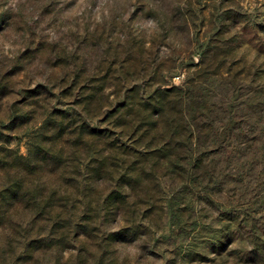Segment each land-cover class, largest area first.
<instances>
[{"label":"rangeland","instance_id":"374dc122","mask_svg":"<svg viewBox=\"0 0 264 264\" xmlns=\"http://www.w3.org/2000/svg\"><path fill=\"white\" fill-rule=\"evenodd\" d=\"M235 2L197 0L200 7L178 12L176 30L154 41L151 52L139 38L127 48L114 43V24L77 44L71 55L72 41L33 34L32 49L10 67L0 64V193L27 204L8 211L16 224L4 229L19 239L7 238L0 264H34L38 252L77 248L78 264H117L120 251L130 254L144 237L138 264L168 256L166 264H264V217L255 218L264 202L239 211L225 205L224 187L218 188L238 163L234 144L243 117L264 112V62H248L253 51L257 61L264 58V22L228 7ZM149 18L142 3L129 22L143 28ZM14 24V13L0 12V33ZM193 30L199 65L171 54L191 55L192 41L185 40ZM120 35L128 42L131 33ZM34 65L46 82L32 87L35 78L26 74ZM192 67L200 70L193 87L173 88L165 99L161 85ZM209 79L221 82L216 90H202ZM169 100V107H159ZM256 159L264 160V152ZM259 170L255 163L248 169ZM185 178L192 186L208 182L173 197L171 234L153 241L152 226L165 217L169 179ZM129 189L138 197L134 210ZM193 200L203 205L199 212ZM130 212L141 213L140 222L112 231Z\"/></svg>","mask_w":264,"mask_h":264},{"label":"clouds","instance_id":"9594fccd","mask_svg":"<svg viewBox=\"0 0 264 264\" xmlns=\"http://www.w3.org/2000/svg\"><path fill=\"white\" fill-rule=\"evenodd\" d=\"M3 4L0 7V12L10 10L14 13L15 24L12 29L0 33V64L11 66L21 54L27 53L28 50L34 46L32 44L33 34L35 39L39 40L42 37H51L53 34H58L64 37L65 41H72L67 47V53L71 55L77 44L86 41L87 38L95 37L103 31L109 30L114 24L119 25L113 42L118 43L123 48H127L132 39L139 38L143 40L145 47L151 52L153 51V42L161 40L169 32L176 30V25L173 22V17L178 12H186L189 8L197 9L200 5L197 0H0ZM144 4V7L151 14V18L147 19L146 25L139 28L129 22V18L137 8ZM219 3V0H216ZM228 7L245 13L253 22H264V0H236L234 4ZM143 18L146 13H138ZM239 25L235 32H239ZM120 32H130L128 42L120 35ZM206 37L201 38V42ZM188 40L192 41L191 55L184 52L171 53L173 55H180L181 60L189 59L193 65L200 64V54L196 51V31L193 30L187 34L185 43ZM51 43L52 41L49 40ZM63 46V42L62 45ZM159 62V61H158ZM248 62L259 64L264 62V58L260 61L256 60V53L253 51L248 56ZM40 65H34L33 71L26 74L29 79L35 78L36 83H45V77L36 74V69ZM49 72L45 75H50ZM200 76V70L197 67L190 69L180 68L177 72L171 74L170 82L161 85L162 91H171L173 88L181 91H186L193 87L191 81ZM140 83V81H137ZM221 82L219 80L209 79L203 85V89L216 90L217 85ZM250 83V81H245ZM255 87V85H253ZM225 105L229 101H224ZM245 123L243 124V134L239 137L234 148L238 154V163L232 168L227 169V174L222 175L219 181V187H224V196L222 199L226 206L238 207L239 211H251L254 208H260V204L256 200L264 202V160H257L256 153L264 152V112H257L256 114L249 113L243 117ZM239 127V125H238ZM195 143V142H194ZM251 146V147H250ZM255 163L260 169L257 173L252 174L248 169ZM224 169H221V173ZM207 180H204L199 186L189 185L187 178L183 180H176L173 184L169 179L167 190L163 195V205L165 208L164 220L152 226V233H154L153 241L159 239L164 235L171 234L172 223L171 217L168 214L169 210L174 204L173 197L177 193L185 190L186 186L193 187L195 191L202 189ZM225 185H227L225 187ZM236 196L235 202L229 204L233 196ZM259 193V196H257ZM130 197V210L135 209L138 197L128 190ZM240 196L243 199H240ZM255 198V199H254ZM201 205L199 202L193 200L194 210L199 212ZM150 210V209H149ZM141 213H137L135 217L120 216L112 231H119L129 220L139 223ZM213 215H217L214 213ZM264 217V208L255 212V218L261 220ZM264 223V220H261ZM28 222L25 221L22 225L27 228ZM219 227V225H215ZM19 239L11 228L5 230L0 229V250H4L8 246V239ZM146 237L136 241L131 253L120 251L119 260L117 264H124L127 260L128 264H138V258L143 255L141 252V245L145 243ZM163 251V248L161 249ZM80 252L79 249H64V250H48L36 253L34 264H78ZM166 259H171L170 256L165 259H155L149 257L151 264H166ZM89 264L94 262L89 261Z\"/></svg>","mask_w":264,"mask_h":264},{"label":"trees","instance_id":"16d2710c","mask_svg":"<svg viewBox=\"0 0 264 264\" xmlns=\"http://www.w3.org/2000/svg\"><path fill=\"white\" fill-rule=\"evenodd\" d=\"M169 93L171 92H165L164 98H168L169 99ZM172 101H166V102H162V103H158L159 107L161 109H163L165 106L169 107L171 105ZM129 106V104H128ZM191 128H193L192 124H191ZM23 200H21L17 195H10L8 197V194L6 195H2L0 193V229H4V227L6 225H14L16 224V216H14V214H9L8 211L9 210H17L18 208L22 207V206H27V204L25 203ZM8 207H10L11 209H7Z\"/></svg>","mask_w":264,"mask_h":264}]
</instances>
